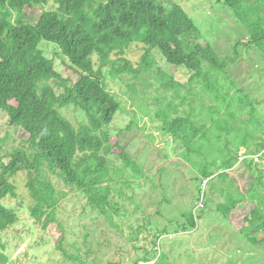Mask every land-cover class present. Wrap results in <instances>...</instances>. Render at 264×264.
<instances>
[{
    "label": "trees",
    "instance_id": "obj_1",
    "mask_svg": "<svg viewBox=\"0 0 264 264\" xmlns=\"http://www.w3.org/2000/svg\"><path fill=\"white\" fill-rule=\"evenodd\" d=\"M50 1L57 5L55 10L45 9ZM222 1L248 33L247 39L234 44L233 57L222 58L212 46H202L200 28L173 0H0V110L17 132L27 135V148H14L7 154L8 163L0 160V264H9L2 233L19 220L3 201L18 197L11 179L21 171L28 174L30 215L44 230L59 223L58 207L66 196L55 187L49 172L82 191L88 206L108 220L120 213L111 200L115 180L108 156L119 158L136 179L146 173L111 133L122 104L109 92L103 68H109L112 78L125 74L136 78L152 68L155 50L168 64L191 73L189 97L181 100L182 107L170 100L155 111L162 131L181 145L182 160L198 173L204 189L205 181L213 190L218 187L213 180L219 172L217 179L225 183L219 188L225 201L217 205L218 213L229 219L240 204H254L242 220L253 226L248 239L254 244L264 241L262 177H256L257 185L244 193L228 172L242 151L258 154L264 150V118L256 101L228 71L240 57L241 45L250 44L264 54V0ZM33 15L39 16L36 24L26 21ZM42 44L57 47L77 73L76 80L68 81L57 71ZM139 44L144 54L140 67L135 68L125 54ZM157 70L162 87L181 97L183 84L167 78L160 67ZM72 104L87 118L79 127L60 111ZM204 111L210 116L208 122ZM250 125L255 130L250 131ZM260 157L264 159V153ZM253 163L247 167L251 169ZM200 206L205 207L204 199ZM183 215L189 227L183 226V231L195 229L193 212ZM58 249L67 261L87 264L82 254L62 245ZM144 259H150L148 254Z\"/></svg>",
    "mask_w": 264,
    "mask_h": 264
},
{
    "label": "rangeland",
    "instance_id": "obj_2",
    "mask_svg": "<svg viewBox=\"0 0 264 264\" xmlns=\"http://www.w3.org/2000/svg\"><path fill=\"white\" fill-rule=\"evenodd\" d=\"M173 1L181 4L200 28L203 38L198 42L204 47L212 46L222 58L233 57L234 44L248 38L245 28L222 0ZM56 7L50 1L45 9L55 10ZM26 21L36 24L39 16H30ZM41 48L46 57L54 60L64 78L77 79V73L69 61L61 57L57 47L42 44ZM239 52L237 62L228 66L229 74L238 87L256 101L264 118V54L250 44L241 45ZM143 54V45L139 44L130 48L125 57L139 68ZM153 58L152 68L141 71L136 78L131 74L112 78L109 68H103L109 92L122 104V110L111 125V133L146 176L136 179L134 172L125 168L119 158L108 156L115 180L111 184V200L120 211L108 220L88 206L82 191L67 186L58 174L49 172L47 175L55 187L66 196L58 207L59 223L44 230L30 215L28 174L19 172L11 179L17 186L18 197L10 196L3 201L19 217L12 228L2 233L9 264H78L65 259L58 249L60 245L82 254L87 264H264V241L254 244L248 239L253 226L242 220L254 204H240L229 219L218 213L217 205L225 201L219 190L225 186L224 180L217 179L219 172L213 180L218 187L213 190L205 181L204 189L198 173L182 160L181 145L162 131V123L154 113L170 100L180 105L182 99L189 97L191 73L185 67L168 64L157 50ZM93 59L99 69L98 56L95 54ZM159 67L167 78L173 77L183 84L181 97L162 87ZM60 111L75 127L87 120L85 112L73 104ZM203 114L208 122L210 116L206 111ZM255 128L254 125L248 127L250 131ZM26 139L27 135L17 132L8 115L0 110V160L8 163L7 154L14 148H27ZM263 153L264 150L258 154L242 151L236 165L228 171L244 193L257 185L256 177L261 176L264 182V159L260 157ZM240 155L244 158L240 159ZM252 160L250 169L247 163ZM202 199L204 208L200 206ZM190 212L196 217L197 227L185 232L183 226L189 227L183 214ZM146 254L150 257L148 261L144 259Z\"/></svg>",
    "mask_w": 264,
    "mask_h": 264
},
{
    "label": "built area",
    "instance_id": "obj_3",
    "mask_svg": "<svg viewBox=\"0 0 264 264\" xmlns=\"http://www.w3.org/2000/svg\"><path fill=\"white\" fill-rule=\"evenodd\" d=\"M244 158V156H242V155H240V159H243ZM256 158V157H255ZM203 205V204H202Z\"/></svg>",
    "mask_w": 264,
    "mask_h": 264
}]
</instances>
